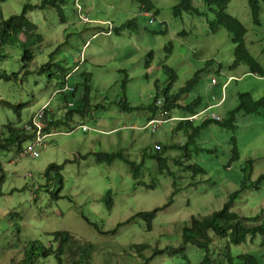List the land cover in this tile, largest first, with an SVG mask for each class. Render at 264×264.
I'll return each instance as SVG.
<instances>
[{"label":"rangeland","instance_id":"1","mask_svg":"<svg viewBox=\"0 0 264 264\" xmlns=\"http://www.w3.org/2000/svg\"><path fill=\"white\" fill-rule=\"evenodd\" d=\"M41 1L0 0V21L21 14L27 4ZM152 1L155 9L146 14L136 0H80V15L87 23L80 18L74 0L63 5V20L55 9L29 13L43 42L34 46L36 58L26 83L0 80V100L14 106L25 104L24 124L46 105L59 120L68 111L66 106L73 104L77 109L83 104V76L88 73L90 107L84 117L75 113L68 126L53 129L43 146L37 147V158L20 157V151L15 150L0 153V264H18L30 242L40 241L49 247L52 237L48 234L63 231L81 243L96 246L90 264H138L141 260L126 255L123 249L133 244L161 249L181 246L182 229L192 217L203 218L221 210L244 182L250 184L264 175L263 111L238 113L236 130L216 123L203 128L190 143V151L171 148L163 154L172 175L160 172L158 162L151 157L156 146H182L189 141L190 132L178 129L181 121L177 118L184 114L172 110V120L153 133L143 129L153 117L150 110L123 111L121 102L135 108L152 104L155 84L160 91L170 84L167 66L177 74L173 93L199 73L181 103L200 98V112L212 107L208 114L225 119L236 109L238 94L250 93L256 100L264 97V76L250 73L245 64L233 68L235 44L225 28L212 32L210 23L215 14L203 0H193L201 15L184 13L181 17H175L173 10L180 0ZM258 1L259 25L253 22L248 0H232L226 13L245 27L246 47L264 71V0ZM130 20L136 21L135 28L109 31L110 24L121 28ZM81 55L84 61L68 81L76 93H58L63 78L59 70L67 68L70 72ZM52 58L56 66L53 72L57 73L53 79L48 77L49 71L36 72ZM4 66L11 69L9 62ZM204 118L192 121L193 125H201ZM13 120L14 111L0 104V136L3 125ZM233 137L238 158L233 152ZM28 146L25 143L22 150ZM101 152L122 153L141 166L138 176L126 161L98 162L96 154ZM64 163L61 176L52 173L50 179L45 177L50 165ZM189 164L199 165L206 174L193 178L186 170ZM175 189L178 192L173 203L156 214L148 230L137 215L167 205ZM232 210L242 217L258 216L259 223H264V182L259 189L243 190ZM226 246V239L214 237L215 264H228ZM229 251L235 258L253 255L264 264V237L230 245ZM185 253L189 262L182 256L165 254L151 264H199L204 255L190 244ZM37 264L56 261L40 259ZM234 264L243 263L236 259Z\"/></svg>","mask_w":264,"mask_h":264},{"label":"trees","instance_id":"2","mask_svg":"<svg viewBox=\"0 0 264 264\" xmlns=\"http://www.w3.org/2000/svg\"><path fill=\"white\" fill-rule=\"evenodd\" d=\"M67 0H42L40 4L31 5L27 4L24 6L23 11L19 15L11 16L8 19H2L0 21V80L5 82H15L18 84H24L28 81L29 76H31V64L35 61L36 55L34 52V46L36 43L43 42V36L38 34V27L30 20L29 13L35 10H47L55 9L58 11L62 20L63 16V5ZM141 7L144 9L146 14L152 12L155 9V5L152 0H136ZM206 6L215 14V20L211 22L212 32H216L219 28H225L229 35L231 36L232 42L235 44V61L233 63V68L241 64H245L250 73L257 74L261 77L264 76V71L260 64L251 56L245 43V35L247 33L243 24L235 17L226 13L229 4L232 0H203ZM248 6L251 12V17L256 25L260 24L259 14L260 6L258 0H248ZM174 16L181 17L184 13H192L201 15L199 10H197L193 5V0H180L179 3L174 7ZM136 27V21H127L121 28H117L116 31L120 33L125 29H133ZM9 62L10 68L7 69L4 64ZM15 64H18L19 68H15ZM76 65L69 72V69H61L59 73L63 77L58 83L59 90L58 93H71L74 95L76 93V88L73 89L69 86L68 81L71 75L75 72L73 70ZM56 67L53 58L43 64L36 72L41 74L49 71L48 77L53 79L56 76V72H53V68ZM165 70L170 73L171 81L170 84L164 89L159 90L156 86V95L153 97L152 104L146 107H131L127 102H121V108L123 111H134V110H150L152 116L158 113V108L156 102L161 96H163L165 102L163 104V109L167 110L170 115L172 110H179L180 114H184L180 118H190L199 114L201 99L196 98L189 104L181 103L182 97H184L189 90L196 84L199 73H197L187 84L178 92H172V85L177 80V74L175 71L165 66ZM71 74V75H70ZM70 77L68 78V76ZM84 94L82 95L83 104L77 109L74 105L66 106L68 109L66 114L62 116L59 120L56 119L55 113L49 111L45 117L46 127L44 129L45 134H50L53 129H58L62 126H68L69 122L73 119L75 113L81 114L83 117L87 114L89 109V93H90V81L91 74L85 73L84 76ZM69 86L71 90L64 91L65 87ZM0 104L3 108L12 109L16 115V120L9 121L7 124L3 125V131L1 132L0 139V153L10 152V151H21L25 143H30L34 134L27 132L25 130V125L29 123L34 116L31 117L24 124L23 111L26 107L25 104L14 106L10 102L0 100ZM261 111L264 112V97L256 100L250 93H240L238 94V105L235 110L230 111L228 116L222 121L217 122L212 119L203 120L202 124L195 127L192 121L184 120L179 123L178 129L184 130L189 133V141L182 146H166L156 149V153L151 155V157L158 162L160 172L162 174L172 175V172L168 166L167 157H163V154L171 148H179L185 150V148L190 147V143L195 140V138L200 134L201 130L213 123L218 124L220 127L225 129L236 130V120L237 114L242 112L247 115L259 114ZM24 124V125H23ZM73 130V129H72ZM189 131V132H188ZM232 141L233 152L235 158L239 157V151L236 145V138L233 137ZM186 155L189 157L190 154ZM97 161L100 163H113L115 160L126 161L135 176L137 177L141 166L136 165L128 161L122 153H106L101 152L96 154ZM50 165L44 172L46 178L50 179L51 174L55 173L61 176V172L65 165ZM177 165L181 164V161L176 162ZM189 170L193 178L198 175L206 174V171L197 164H189L186 167ZM264 182V175H261L259 179L250 184L243 183L242 188L239 191L234 192L229 197V201L224 205V207L215 211L209 216L203 218L192 217L190 222L186 224L182 229V245L179 247H165L163 249L158 246L152 247L149 244H133L127 246L123 249V252L133 257L136 260H141L138 264H151L154 258L158 256H163L168 254L171 258L182 256V259L189 262V257L186 255L185 250L187 245H193L202 251L203 259L199 264H215L212 254V245L214 242V237H219L227 240L226 250L228 251L226 257L228 258V264H234V261L238 259L243 264H259L258 259L250 254H242L238 257H233L229 251L230 245H240L246 243L248 239L254 240L258 235L264 237V223H259L260 218L253 217L247 218L242 217L232 210V207L236 199L240 196L241 192L247 188L259 189ZM144 185L143 183H140ZM175 184V183H174ZM152 188L153 185H147V188ZM178 192L175 189L173 195L171 196L167 205L162 208L155 209L151 212H142L137 215L138 218L144 220L147 223V229L151 230L152 221L156 214L167 208L173 203L174 196ZM111 193L108 194L110 199ZM111 202V199H110ZM132 218L127 223L133 221ZM87 220V219H86ZM88 224L95 227L99 232L105 233L100 230V228L87 220ZM113 231V233H115ZM52 237L50 246L46 247L40 241L30 242L23 248V258L18 264H37L40 259L54 258L56 264H90L93 259V254L96 251V246L89 242H80L75 239V237L67 231L56 232L48 234ZM56 245V246H55ZM146 253H150L147 256Z\"/></svg>","mask_w":264,"mask_h":264},{"label":"built area","instance_id":"3","mask_svg":"<svg viewBox=\"0 0 264 264\" xmlns=\"http://www.w3.org/2000/svg\"><path fill=\"white\" fill-rule=\"evenodd\" d=\"M79 1L80 0H74L75 2V5L77 7V10L79 12V15H80V6H79ZM80 18L82 19L83 22H89L85 17H83L82 15H80ZM117 28L116 26H114L113 24H110L109 26V31H115ZM84 61V57L83 55H81V57L75 61V63H77V66L76 68L73 70V72H75L76 70H78L79 68V65L81 63H83ZM71 75V74H70ZM70 75L68 76V78L70 77ZM212 83L216 84V80H213ZM67 90H71V88L69 86H66L64 91H67ZM165 100L163 97L159 98L156 102V106L157 108L159 109L158 110V113L151 117L147 123V125L143 128L144 130H150L151 132H158L160 131V129L162 128V126L171 121L172 120V117L170 116V113L163 109V104H164ZM70 106H72V104H70ZM212 107H207L205 110H203L202 112H199V114L195 115V116H192L190 118H177L179 119L180 121H184V120H188L189 121H194L196 119H198L199 117H202V116H205V119H212L214 121H217V122H220L222 121V118L219 117L218 115L216 114H208L209 110L211 109ZM47 112L49 113V110H48V106H44L42 107L38 112H36L34 114V116L32 117L31 121L29 123H27L25 125V130L27 132H30L32 134H34V138L33 140L29 143V146L24 149V150H21L19 153V156L20 157H24L26 155H30L32 156L33 158H37L39 156L38 152L36 151L37 147L39 146H43V144L45 143V139L50 136V134H45L44 133V129L46 127V122H45V117L47 115ZM82 130L86 131L87 130V127L86 126H82ZM156 149L158 150L159 149V146L157 145L156 146ZM29 177H32V175L29 174Z\"/></svg>","mask_w":264,"mask_h":264},{"label":"crops","instance_id":"4","mask_svg":"<svg viewBox=\"0 0 264 264\" xmlns=\"http://www.w3.org/2000/svg\"><path fill=\"white\" fill-rule=\"evenodd\" d=\"M206 109V108H205ZM180 118V117H179Z\"/></svg>","mask_w":264,"mask_h":264}]
</instances>
